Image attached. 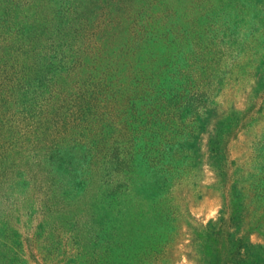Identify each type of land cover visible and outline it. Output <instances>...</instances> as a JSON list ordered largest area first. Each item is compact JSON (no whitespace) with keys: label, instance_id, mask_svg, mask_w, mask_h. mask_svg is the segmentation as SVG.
Masks as SVG:
<instances>
[{"label":"rangeland","instance_id":"obj_1","mask_svg":"<svg viewBox=\"0 0 264 264\" xmlns=\"http://www.w3.org/2000/svg\"><path fill=\"white\" fill-rule=\"evenodd\" d=\"M9 1L75 12L90 85L83 144L0 186V264H264V0Z\"/></svg>","mask_w":264,"mask_h":264},{"label":"trees","instance_id":"obj_2","mask_svg":"<svg viewBox=\"0 0 264 264\" xmlns=\"http://www.w3.org/2000/svg\"><path fill=\"white\" fill-rule=\"evenodd\" d=\"M11 5L9 0H0V186L6 184L11 171L23 174V166L24 170L29 167L26 176L37 181L41 167L46 164L51 173L49 165L63 150L70 154L83 144L84 139L67 132L69 118L74 116L71 110L77 100H85L90 85L87 49L79 40L86 28L71 21L75 12L68 9L70 22L59 28L36 14L29 18V25L12 30L16 22ZM43 44L56 47L52 56L42 57ZM74 92H81L80 99ZM42 178L41 183H33L35 197L47 207L51 205L52 178ZM7 218L0 221L1 232L9 227Z\"/></svg>","mask_w":264,"mask_h":264}]
</instances>
